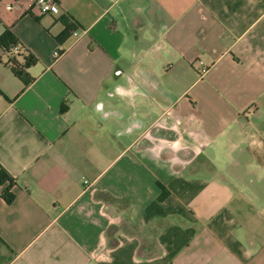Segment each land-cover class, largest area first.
<instances>
[{
	"label": "crops",
	"instance_id": "crops-1",
	"mask_svg": "<svg viewBox=\"0 0 264 264\" xmlns=\"http://www.w3.org/2000/svg\"><path fill=\"white\" fill-rule=\"evenodd\" d=\"M54 1L0 0V264H264V0Z\"/></svg>",
	"mask_w": 264,
	"mask_h": 264
},
{
	"label": "trees",
	"instance_id": "trees-1",
	"mask_svg": "<svg viewBox=\"0 0 264 264\" xmlns=\"http://www.w3.org/2000/svg\"><path fill=\"white\" fill-rule=\"evenodd\" d=\"M73 29L74 27L72 25H67L66 30L60 35L58 41H65L73 32ZM0 48L7 55V63L19 77L22 76L24 70L37 63L36 57L28 51L23 50L19 41L9 29H5L0 36ZM14 48L17 49L16 52L13 51ZM19 59H21L22 62H19ZM4 183H8V186L3 192V199L7 203H11L13 201V195L11 194L13 180L5 170L0 168V185H3Z\"/></svg>",
	"mask_w": 264,
	"mask_h": 264
},
{
	"label": "built area",
	"instance_id": "built-area-1",
	"mask_svg": "<svg viewBox=\"0 0 264 264\" xmlns=\"http://www.w3.org/2000/svg\"><path fill=\"white\" fill-rule=\"evenodd\" d=\"M34 10L39 13L40 15H45V14H51L55 15L59 12V6L54 0H35L34 2ZM8 11H11L13 9V6L9 5L6 7ZM74 37H78L77 32L73 33ZM17 49H13L14 52H16ZM60 56V52H55L54 57L57 58ZM201 64V63H200ZM206 69L202 67L201 69V74H205ZM83 184L88 187V181L83 179Z\"/></svg>",
	"mask_w": 264,
	"mask_h": 264
}]
</instances>
